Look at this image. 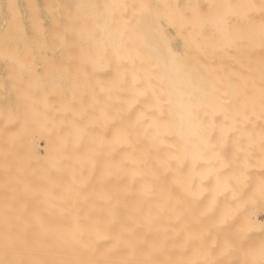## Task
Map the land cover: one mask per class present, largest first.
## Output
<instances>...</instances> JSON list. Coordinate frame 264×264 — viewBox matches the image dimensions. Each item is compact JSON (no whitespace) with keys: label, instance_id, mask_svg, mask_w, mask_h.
<instances>
[{"label":"bare ground","instance_id":"obj_1","mask_svg":"<svg viewBox=\"0 0 264 264\" xmlns=\"http://www.w3.org/2000/svg\"><path fill=\"white\" fill-rule=\"evenodd\" d=\"M109 1L112 4L105 1L109 4L106 8L105 3L100 5L98 1V8L103 6V9H95L93 3V8L84 4L64 16L65 23L69 15L72 18L66 44L57 41L53 46L37 39L34 50H19L15 42H11L2 52L7 62V81L20 98L21 117L18 132L11 126L17 133L12 134L10 130L8 134V120L2 117L3 110L0 111V159L3 146L5 149L12 146L6 150L12 151L19 143L20 153L12 155L17 161L20 154L17 177L22 183L15 182L16 174H12L11 179L6 177L0 160V258L5 234L6 178L10 182L9 194L11 189L22 191L23 185L28 184L33 195L45 201L41 203L40 221L29 218V241L38 248L43 259H99V253L93 254L84 245L96 239L97 222L102 228L109 219L110 207L119 205L123 212L125 205L129 210L139 205L147 210L149 206L163 204L169 196V208L178 207L187 222L203 219L204 226H208L230 212L238 217L230 222V230L235 231L250 219L249 242L258 245L264 238L259 230L264 223V210L259 205L254 212L241 215L229 194L218 197L217 206L209 211L208 193L200 196L196 187L174 184V170L178 161H184L181 171L186 177L194 157L201 152L212 156L203 139L213 119L217 125L223 121L222 116L214 118L211 114L213 108L219 106L223 93L227 92L226 99L231 100L239 87L246 85L258 102L264 75L262 17L255 12L249 19L244 10H237L239 15L233 17L225 30L216 23L217 13L224 10L212 6L259 4L260 0H149L144 10L135 0L131 1L135 8L124 7L122 0ZM170 29L174 34H170ZM174 42H179L178 49L173 47ZM133 73L151 79L157 94L163 96L166 101L164 123L159 135L153 129L146 132L143 126L132 129L131 140L135 145L139 137L140 143L132 157L136 163L128 165L127 175L121 174L123 180L102 178L99 168L93 176V155L107 152V145L102 147L98 140L92 142L85 137L83 146H78L77 132L71 122L76 117L81 97L94 109L90 118L103 122L101 113L106 110L117 122L127 125L134 121L135 113L129 116L121 105L126 93L119 87V80L127 75L130 82ZM94 95L98 103L93 102ZM73 102L74 110L66 111ZM8 142L10 145L5 147ZM5 164L6 170L8 164L12 165ZM167 164H171V169ZM133 171L138 173L134 184ZM252 174V182H258L260 169L253 168ZM84 185L86 187H81ZM243 191L246 189L237 187V194ZM206 212L208 215L204 218ZM175 215L171 210L164 212L153 228H162L170 223V218L174 220ZM13 217L14 214H10V224L15 223ZM215 231L221 238L227 234L220 229ZM239 258V254L229 257Z\"/></svg>","mask_w":264,"mask_h":264},{"label":"snow or ice","instance_id":"obj_2","mask_svg":"<svg viewBox=\"0 0 264 264\" xmlns=\"http://www.w3.org/2000/svg\"><path fill=\"white\" fill-rule=\"evenodd\" d=\"M147 7L148 5H139L141 10ZM212 7L224 10L217 13L216 23L225 30L231 25L233 17L239 15L237 10H244L249 19L253 13L259 12L262 17L261 33L264 35V0H260L259 4L250 2ZM14 8L15 5H9L10 10ZM71 24V15L67 18V23L63 17L54 19L49 34H42V38L53 46L57 41L66 44ZM119 87L121 92L126 93L121 98V105L129 116L135 113L134 121L127 125L117 122L110 118L106 110H102L101 113L103 122L94 117L90 118V113L94 109L86 105L84 98L81 97L80 107L76 110V117L72 120L71 126L77 132L78 146H83L85 137H89L92 142L98 140L102 147L107 145V152H95L93 155L91 161L93 176L95 170L99 168L102 178L115 177L123 180L124 176L121 174L127 175L128 165L136 163L132 157L136 145L140 143L139 137L135 145L131 140L132 129L143 126L146 132L153 129L159 135L164 123L163 105L166 101L162 95L157 94L151 79L141 78L135 73L132 74L130 82L127 75L121 78ZM227 96V92L223 93L219 106L214 107L211 113L214 118L222 116L223 121L217 125L213 119L205 131L203 143L211 150L212 156L201 152L194 157L191 170L186 177L181 171L184 161H178L174 170L176 173L174 184L185 183L188 188L196 187L200 190V196L207 192L209 211L217 206L218 197H227L231 194L233 204L238 206L240 214L243 215L249 211L254 212L257 205L264 210V75L258 102L255 93L246 85L240 86L231 100L226 99ZM93 102H99L95 95ZM73 110L74 102L66 111ZM166 167L171 169L172 166L167 164ZM256 167L260 169V178L258 182L253 183L252 169ZM137 175L135 171L131 173L133 184ZM15 182L22 183L18 177ZM238 186L246 191L237 194ZM4 192L5 234L0 264H264V238L258 245L249 242L248 233L252 231L250 219L247 224L241 225L235 231L230 230L232 227L230 222H234L238 217L230 212H225L208 226H204L203 219L187 222L178 207L169 208L170 196L163 204L149 206L147 210L139 205L130 210L125 205L123 212L119 205L110 207L107 211L109 219L102 228L97 222L96 239L90 245H84L93 254L99 253V259L73 261L43 259L38 248L29 241V218L40 221L41 203L45 201L36 198L28 184L23 185L22 191L11 189L9 194L10 182L7 178ZM44 195L50 197L48 193ZM169 210L176 213L174 220L170 218V223L154 229L157 220ZM10 214H14L15 223H9ZM207 215L206 212L204 218H207ZM216 229L227 234L221 238ZM259 230L264 236V223L260 224ZM235 254H239L241 258L229 259Z\"/></svg>","mask_w":264,"mask_h":264},{"label":"rangeland","instance_id":"obj_3","mask_svg":"<svg viewBox=\"0 0 264 264\" xmlns=\"http://www.w3.org/2000/svg\"><path fill=\"white\" fill-rule=\"evenodd\" d=\"M83 1H84V3H82ZM83 1L82 0H31V1L30 0H0V38L3 39V41L0 39V48L2 47V49H0L1 50L0 51V53H1L0 54V88H1L0 89V111L3 110L2 117L4 116L3 118L8 120V123L6 126V128L8 130V134L10 133V130H11V132L13 130V129H10L11 126H13L12 128L15 127L17 132H18V128H17L18 125L17 124H19V119L21 117L20 116L21 111H20V98L17 96V92L16 91L14 92L13 86L7 81V62H6L5 58L3 57L4 56V54H3L4 48H6V46L8 44H10L11 42H15V44L18 46L19 50H23L24 48H29L31 50H34L36 48L37 39L43 40L46 44L47 43L50 44L49 42H46L42 38V34L43 35L49 34L50 29L53 27L54 19H59L61 17L65 18L64 16L72 13L76 9L77 6H81L84 4H85V6H90L91 8H93V6H94L95 9H103V6L101 8H98V7L102 4H104L105 1H106V3H108V2L111 3L109 0H105L104 2L102 0H98L100 2L102 1L100 5H99V2L96 0H88L89 2L86 0H83ZM119 1H121V0H119ZM123 1H125V3ZM131 1L133 2V0H129V3H128V0H122L121 2H123L124 6L127 5V3H128L127 6L131 7L133 4ZM148 1L149 0H147V1L144 0V2H142L141 0H137V1L135 0L136 3L139 2L140 4H144V5L147 4ZM112 2H113V0H112ZM121 2L120 3L117 2V3L121 4ZM29 3H30V5H29ZM91 3H93L92 4L93 6L91 5ZM106 3L104 4L105 8H106V6L109 5V4L106 5ZM10 4L15 5L16 8L10 10L9 9ZM57 6L58 7L60 6V9L56 8ZM63 10H64V12H63ZM35 17H37V18H35ZM34 18L36 20H34ZM15 20H16V22H15ZM17 22H20V24ZM34 23L35 24L37 23V24L35 25ZM38 29H39V31H41L40 33H39ZM169 31H170V34H174L173 29H170ZM13 33L16 37H13L14 36V35H12ZM13 38H15V41ZM4 41L6 44L3 43ZM4 44H5V46H3ZM173 47L178 49L179 42H174ZM47 53H49V54L51 53V48L48 50ZM1 55H3V56H1ZM12 117H15V118L17 117V118L15 120ZM15 124H16V126H15ZM16 130L15 131L13 130L12 134L13 133L16 134L17 133ZM12 134H10V135H12ZM15 134L13 136H15ZM14 138H10L11 139L10 141H12ZM15 140H17V139H15ZM8 141H9V139H8ZM9 142L7 144L5 143L6 144L5 147L8 146V144L10 145V143L12 144V142H10V143ZM15 143H16V141H15ZM16 145H18V146H16ZM8 147H10V146H8ZM8 147H6V149L4 148V146L2 147L3 148L2 153L4 152L6 155H4V153H3V155L1 156L0 160H1V164L3 166L2 165H0V166L3 167V172L6 175V177L11 179V177L16 174L15 176L17 178V176H19V174H20V172H18L20 170V166H19V162H18L20 159V157H18V156L20 154H18L16 157L17 161H16V159H14L13 155L16 156L15 153L20 150V146H19V143H17L14 145V149H12V151L10 150L12 146L9 149L10 151H6ZM19 153H20V151H19ZM8 154H9V156H8ZM7 156H8V158H7ZM6 158L8 161L6 160ZM2 162H4V163H2ZM5 162H6V164H5ZM9 162H10V164H12L11 166L8 164ZM4 164H5V166H7V164H8V167H9L8 170H6L7 167H4ZM15 165L16 166L18 165V167H16ZM17 168H18V171H17ZM11 169H13L14 171H12ZM15 169H16V171H15ZM10 172H13V173H10Z\"/></svg>","mask_w":264,"mask_h":264}]
</instances>
